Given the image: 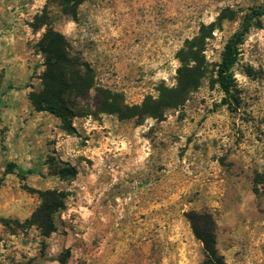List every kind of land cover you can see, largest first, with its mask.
I'll return each mask as SVG.
<instances>
[{
  "label": "rangeland",
  "instance_id": "1",
  "mask_svg": "<svg viewBox=\"0 0 264 264\" xmlns=\"http://www.w3.org/2000/svg\"><path fill=\"white\" fill-rule=\"evenodd\" d=\"M71 1L74 15L54 0H0V264H203L191 212L212 216L227 264H264V17L233 69L240 108L216 83L227 42L264 0ZM43 15L97 87L140 107L183 96L121 120L89 115L93 90L65 131L29 98L45 70L46 26L32 27ZM63 167L77 174L63 179ZM49 190L67 199L44 237L28 220Z\"/></svg>",
  "mask_w": 264,
  "mask_h": 264
},
{
  "label": "trees",
  "instance_id": "2",
  "mask_svg": "<svg viewBox=\"0 0 264 264\" xmlns=\"http://www.w3.org/2000/svg\"><path fill=\"white\" fill-rule=\"evenodd\" d=\"M63 11L74 15L79 3L71 5V0H54ZM264 17V6L253 8L246 14L241 27L227 42L222 54L221 62L217 66L216 83L223 92V105L232 109H238L241 105L240 94L237 90L233 69L238 63L240 46L244 43L246 36L254 27H261V19ZM46 26V31L36 44L37 50L44 56L45 70L41 76V89L30 93V101L38 112H49L61 120L65 131L73 130V118L82 114L80 100L85 101L94 90L96 102L94 114L116 115L121 120L141 119L143 117H156L157 113L175 107L183 96L180 89L169 90V97H162L151 101L155 103L156 112L145 110L148 101L143 106L129 105L121 93L96 86L95 73L92 67L78 57L69 53L66 37L53 29L46 21V16H36L32 27L36 30ZM183 74L184 71H180ZM167 98V99H166ZM15 165L7 166V173L14 172ZM35 173L34 170H19L22 177ZM57 174L68 179L74 177L77 172L74 167H63ZM40 205L28 220L30 225L36 226L44 237L51 236L56 232V216L66 208V195L58 191H39ZM196 239L204 247L205 260L203 264H227L224 257L218 253L216 247L215 222L210 214L191 212L187 214ZM1 223L9 225L10 222L0 219Z\"/></svg>",
  "mask_w": 264,
  "mask_h": 264
}]
</instances>
